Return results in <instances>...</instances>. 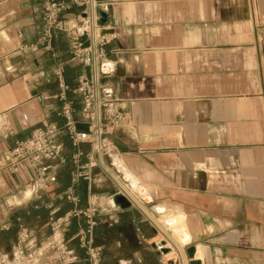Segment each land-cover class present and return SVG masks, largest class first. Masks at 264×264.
I'll use <instances>...</instances> for the list:
<instances>
[{"label":"crops","instance_id":"1","mask_svg":"<svg viewBox=\"0 0 264 264\" xmlns=\"http://www.w3.org/2000/svg\"><path fill=\"white\" fill-rule=\"evenodd\" d=\"M42 1L0 0V223L16 226L20 217L30 251L41 246L52 216L101 193L93 240L104 264H167L161 259L181 234L187 264H264V0H95L100 32L109 36L101 93L112 101L109 112L122 109L129 123L107 128L115 151L92 168L89 184L73 185L76 205L64 197L73 169L66 136L61 155L68 159L48 161L53 180L39 196L23 188L31 171L24 165L11 173L4 161L42 121L63 124L62 96L79 117L73 89L91 71L88 62L70 61L64 33L51 50L28 48L41 28ZM80 13L71 5L62 18L70 26ZM113 156L149 200L120 190ZM119 194L129 206L116 201ZM79 226L73 219L64 236ZM160 240L170 248L165 254Z\"/></svg>","mask_w":264,"mask_h":264},{"label":"built area","instance_id":"2","mask_svg":"<svg viewBox=\"0 0 264 264\" xmlns=\"http://www.w3.org/2000/svg\"><path fill=\"white\" fill-rule=\"evenodd\" d=\"M71 5L81 6L83 13L77 14L75 23L68 26L62 13ZM99 19L95 9H90V0L42 1L41 28L36 42L28 48L33 51L51 50L52 38L59 32L64 33L71 39L70 61L88 62L91 71L87 76L81 75L73 89L81 100L78 118L74 116L72 101L62 96L64 100L57 115L63 119V124L42 121L29 137L15 140L4 155L6 167L11 173L18 172L24 165L31 171V178L23 186L24 190H29L31 197L39 196L40 191L45 190L53 180L48 161L55 158L62 163L66 161L61 155V137L66 136L73 148L69 157L73 169L70 172V185L64 190V197L76 205L79 198L73 192V185L79 180H85L89 184L92 180V168L101 169L102 157L115 151V145L107 137V128L125 127L129 123V116L122 109L109 112L108 107L112 101L101 93V77L105 75L101 66L108 61L104 45L109 36L100 32ZM62 72V67L58 66L55 76L59 84L66 88ZM2 119L4 120V116ZM2 129L6 135L9 134V123L4 121ZM82 144H88L89 150L84 151ZM117 193H121L120 190ZM102 195L89 192L85 207L74 206L52 216L48 221L49 232L41 246L30 251L25 248L31 239L29 229L17 217L12 250L6 252L0 248V264H104L102 248L93 240L96 215L100 207L99 198ZM73 219L80 226L67 238L63 233ZM9 227L7 222L0 223V230H7ZM72 241L83 252L82 257L75 252Z\"/></svg>","mask_w":264,"mask_h":264},{"label":"bare ground","instance_id":"3","mask_svg":"<svg viewBox=\"0 0 264 264\" xmlns=\"http://www.w3.org/2000/svg\"><path fill=\"white\" fill-rule=\"evenodd\" d=\"M90 9H91V10L95 9V0H90ZM113 163H114L115 167L117 168V170L120 171V173H121V177H122V179H123L122 182L126 185V187H125L124 184H122V186H121V185L118 183V184H119V188H120V190H121L122 192H125V191H127V188H128V190L131 189V191L128 192L130 195L133 194V195L135 196V192H136L137 194H139V195L141 196V198H142L144 201L149 200V196L146 195V192H145L144 188L141 187V186H139V185L137 184V182L134 181L133 177H132L130 174H128L127 172H125V171L123 170L122 166L119 164V161L117 160V158H116L115 156H113ZM115 178H116V177H114V179H115ZM25 192L28 193L29 190H26ZM157 210L161 211L162 208H161V207H157ZM147 212H148V211H147ZM148 214H149L150 216H152V214H151L150 212H148ZM178 238H179V241H180V244H181V243H183V242L187 239V236L184 235V234H181V235H178ZM164 243H165L164 241L160 240L159 246H160V251H161L162 253L165 254V253H167V252L170 250V248L164 246ZM177 246H178V245H177ZM176 249H177V251H180V254H181L182 259H183V253H182L181 247L178 246ZM171 254H172V251H171V253L168 255V258H169V259H168V261H167V264H179L177 258H176V257H172L173 255L171 256ZM195 255H196V256L200 255V250H199V249L196 251ZM184 262H185V261H184ZM184 264H186V263H184Z\"/></svg>","mask_w":264,"mask_h":264},{"label":"trees","instance_id":"4","mask_svg":"<svg viewBox=\"0 0 264 264\" xmlns=\"http://www.w3.org/2000/svg\"><path fill=\"white\" fill-rule=\"evenodd\" d=\"M66 157L68 159V155H66ZM16 230H17V225L16 226L11 225L7 230H0V247L1 249L3 248L2 250L4 249L8 250L9 248L12 247L15 241Z\"/></svg>","mask_w":264,"mask_h":264},{"label":"rangeland","instance_id":"5","mask_svg":"<svg viewBox=\"0 0 264 264\" xmlns=\"http://www.w3.org/2000/svg\"><path fill=\"white\" fill-rule=\"evenodd\" d=\"M263 39H264V33H263ZM64 157V156H63ZM66 160H67V158H65ZM9 197L7 196V199H8ZM15 204V203H17L16 201H11V202H9V204ZM69 226V225H68ZM68 226H66V228L68 227ZM159 237H161V235H158ZM174 237H176V236H174ZM162 238V237H161ZM184 245V244H183ZM183 245L182 244H178V246H180L181 247V250H182V253H183V259H182V256H181V254H180V251H177V249H176V246H175V249L176 250H173L172 249V254H171V256L172 257H176L177 258V260H178V262H179V264H184V263H186L187 264V259H186V256L188 255L187 254V252H185V250H184V248H183ZM171 247H172V245H170ZM177 246V247H178ZM1 248V247H0ZM3 249V248H2ZM4 250H6V251H11L12 250V247L11 248H9L8 250L7 249H4ZM3 250V251H4ZM188 257V256H187ZM168 256L167 257H165V258H163V259H161V261L164 263V262H166V261H168ZM185 261V262H184Z\"/></svg>","mask_w":264,"mask_h":264},{"label":"water","instance_id":"6","mask_svg":"<svg viewBox=\"0 0 264 264\" xmlns=\"http://www.w3.org/2000/svg\"><path fill=\"white\" fill-rule=\"evenodd\" d=\"M116 201L118 203H120L123 207L124 206H129V204H130L129 201L126 199V197L124 195H122V194H119V195L116 196Z\"/></svg>","mask_w":264,"mask_h":264}]
</instances>
